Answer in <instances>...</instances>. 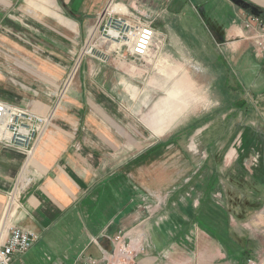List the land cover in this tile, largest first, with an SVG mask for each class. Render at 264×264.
Instances as JSON below:
<instances>
[{
	"label": "crops",
	"instance_id": "crops-1",
	"mask_svg": "<svg viewBox=\"0 0 264 264\" xmlns=\"http://www.w3.org/2000/svg\"><path fill=\"white\" fill-rule=\"evenodd\" d=\"M108 1L0 0V101L52 118L28 156L0 146V238H6L11 226L39 237L13 264H86L88 257H102L100 249L110 253V239L129 230L145 215L140 208L144 198L139 196L143 192L138 175L142 164L135 163L133 174L127 173L132 169L121 159L124 145H118L115 138L118 132L122 138V131L104 112H111L112 101L97 85L87 89L83 77L87 76L84 65L88 62H84L85 56H79ZM117 1L128 10L161 12L155 22L157 29L162 34L167 32L168 39L171 31L167 30H175L174 36L184 40L185 31L178 25L181 4L175 6L177 0ZM221 1L230 17L225 25L213 29V39L215 43H227L225 52L235 62L243 52H251L243 39L246 13L229 0ZM244 1L264 9V0ZM119 6L109 5L115 11ZM184 42L188 50H195L197 60H207L197 41ZM114 57L123 61L118 55ZM78 62L80 89L66 90L69 95L61 107L51 99L58 91L35 92L17 80H60L69 76ZM8 66L9 71L5 70ZM88 97L101 121L90 117ZM121 173L133 176L126 207L119 213H107L105 209L98 216L94 189L103 188L109 177ZM254 191L256 198L248 196L250 201L244 208L240 204L225 208L217 200L209 203L204 191L183 196L180 200L186 202L182 209L176 203L169 204L161 212L164 220L147 228L149 241L138 264H247V259L264 264V189ZM215 192L217 199L221 194L227 196L222 189ZM248 193L254 195L249 189ZM246 229L260 231V235L250 234L245 240Z\"/></svg>",
	"mask_w": 264,
	"mask_h": 264
},
{
	"label": "rangeland",
	"instance_id": "rangeland-1",
	"mask_svg": "<svg viewBox=\"0 0 264 264\" xmlns=\"http://www.w3.org/2000/svg\"><path fill=\"white\" fill-rule=\"evenodd\" d=\"M198 2L177 0L175 6L181 4L178 25L185 31L184 40L197 41L207 60H197L195 50H188L184 40L174 36L175 30H167L171 37L166 32L158 38L164 41L149 61H119L113 53L105 59L102 53V63L84 55L88 63L83 78L87 89L97 85L112 101L111 112L103 111L122 131V138L119 132L114 135L118 145H124L121 159L132 169L127 173L133 174L135 163L142 164L139 196L146 202L140 204L148 206L153 191L162 196L169 191L176 196H171L167 207L176 203L182 209L183 196L204 191L209 203L217 200L225 208L235 204L244 208L248 196L256 198L254 190L264 189V64L250 51L235 62L229 60L224 46L217 47L213 29L225 25L230 12L221 0H200L201 6ZM99 52L100 47L89 55L99 56ZM79 64L60 80H17L35 92L58 91L51 99L60 106L69 95L62 90L80 89ZM90 101L88 97L90 117L99 120ZM130 178L117 174L103 188L94 189L98 216L105 209L107 213L124 210ZM220 189L227 196L221 194L218 200L214 196ZM246 231L244 239L260 235V231Z\"/></svg>",
	"mask_w": 264,
	"mask_h": 264
},
{
	"label": "built area",
	"instance_id": "built-area-1",
	"mask_svg": "<svg viewBox=\"0 0 264 264\" xmlns=\"http://www.w3.org/2000/svg\"><path fill=\"white\" fill-rule=\"evenodd\" d=\"M114 0H109L104 9ZM118 10L105 12L98 26L97 34L89 36L86 45L80 50L79 56L88 55L95 60L104 62L100 54L104 53L105 59L113 54L123 60L145 61L152 50H159L162 32L155 26L156 20L162 14L156 10L141 13L137 10H128L125 5L118 3ZM117 4V5H118ZM124 10V11H123ZM244 38L250 45L251 53L264 64V23L255 17L245 15L242 21ZM102 28V30H100ZM114 33V35L112 34ZM104 44L100 43L101 41ZM111 43L115 47L104 50L105 44ZM227 43L217 42V47ZM100 47L99 56L89 55L92 50ZM84 50V51H83ZM126 52V55L123 54ZM79 63V62H78ZM63 93L66 90H62ZM52 118L50 114L41 116L31 112L28 107L12 106L0 101V146L23 152L27 156L33 150V143L46 130ZM171 193L158 194L153 191L149 205H141L145 212L129 230L120 231L110 239L112 251L100 249L102 257L99 259L86 258V264H138L140 254L145 252L144 244L149 241L147 228L151 225L158 226L162 219L161 212L166 210L167 201ZM143 201V200H142ZM146 201L144 200V203ZM161 214V215H160ZM38 236L24 228L11 226L7 230L6 238H0V264H13L17 256L24 255L36 243ZM247 264H258L257 261L247 259ZM19 264H24L19 261ZM260 264V263H259Z\"/></svg>",
	"mask_w": 264,
	"mask_h": 264
},
{
	"label": "water",
	"instance_id": "water-1",
	"mask_svg": "<svg viewBox=\"0 0 264 264\" xmlns=\"http://www.w3.org/2000/svg\"><path fill=\"white\" fill-rule=\"evenodd\" d=\"M236 8L241 9L249 16H253L264 23V9L244 0H229Z\"/></svg>",
	"mask_w": 264,
	"mask_h": 264
},
{
	"label": "bare ground",
	"instance_id": "bare-ground-1",
	"mask_svg": "<svg viewBox=\"0 0 264 264\" xmlns=\"http://www.w3.org/2000/svg\"><path fill=\"white\" fill-rule=\"evenodd\" d=\"M110 11H113V9H112L111 7L108 6L106 9H104V11H103V15H104L105 12H110ZM103 15H101L100 18H99V20H98V26H99V23H100L101 18L103 17ZM98 26L96 27V29L94 30V32H93V34H92L91 36H94V35L97 34ZM112 34L114 35L113 32H112ZM98 41H101V40H98ZM100 43L104 44V42H102V41H101ZM113 47H115L114 44L106 43V44H105V47H104V50H107V49H109V48L111 49V48H113ZM153 52H154L153 50L150 52V54H149L150 58H148L149 60H150L152 57H154V56H153V55H154ZM148 59H147L146 61H149ZM165 102H166V101H165Z\"/></svg>",
	"mask_w": 264,
	"mask_h": 264
}]
</instances>
